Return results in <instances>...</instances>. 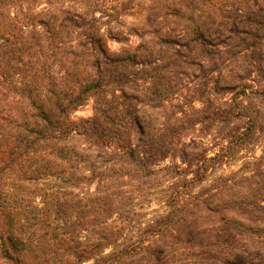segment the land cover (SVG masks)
I'll return each instance as SVG.
<instances>
[{
    "label": "trees",
    "instance_id": "trees-1",
    "mask_svg": "<svg viewBox=\"0 0 264 264\" xmlns=\"http://www.w3.org/2000/svg\"><path fill=\"white\" fill-rule=\"evenodd\" d=\"M134 14L145 17L143 25L149 29L164 22L177 28L160 37L153 32L151 41L159 43L154 40L152 49H144L143 41L135 49L110 52L109 41L121 40L122 18ZM262 37L264 0H0V264H256L244 249L250 236L260 244L264 239V200L249 196L264 194V170L245 179L247 183L236 180L196 194L211 177L208 164L228 158L233 137L215 158L195 144L182 145L180 139L183 165L154 171L149 165L165 160L174 149L173 141L162 138L175 141L189 121L171 122L155 138L138 120L137 107L124 108L121 101L129 98L126 84L135 83L130 74L123 82L125 64L131 72L142 51L148 66L155 64L157 46L169 47L176 57L189 50L208 57L219 53L224 63L253 51ZM206 78L209 83L210 76ZM161 91L155 90L157 98ZM90 99L95 100V115L73 121L72 114ZM121 112L133 120L112 118ZM133 127L141 134L138 144ZM99 150L107 158L97 156L96 163L111 160L113 165L81 171L89 154ZM51 160L58 163L62 179L54 191L57 213L73 210V227L109 213L115 199H122L123 186L112 178L117 170L122 178L154 175L157 186L170 180L168 211L130 246H114L111 238L118 236L104 223L87 231V237L65 238L61 226L51 228L49 209L31 204L37 192L45 203L52 197L30 181ZM123 166L133 169L123 174ZM15 173L25 179L12 181ZM105 174L113 176L109 180ZM107 180L110 187L100 186ZM95 182L99 187L91 190ZM54 244L52 258L48 251ZM108 246L113 250L106 254ZM210 246L235 247L218 252Z\"/></svg>",
    "mask_w": 264,
    "mask_h": 264
},
{
    "label": "rangeland",
    "instance_id": "rangeland-1",
    "mask_svg": "<svg viewBox=\"0 0 264 264\" xmlns=\"http://www.w3.org/2000/svg\"><path fill=\"white\" fill-rule=\"evenodd\" d=\"M141 1L144 4L150 2V0ZM144 18L140 14L124 16L121 40L109 41V51L118 53L123 49H135L143 41L146 44L144 49H152L155 46L153 44L155 39L151 41L153 32L156 31L160 37L164 36L166 31L177 28L164 22L156 29H149L143 25L146 21ZM142 35L145 36L143 40L141 39ZM158 43L159 41H156V45ZM174 53L169 47L157 46L153 56L155 64L148 66L146 54L143 51L138 58V66L131 69V72H129L128 65L125 64L127 77L123 82H126L129 74L131 76L132 73V77L129 76V78H132L131 80H134L135 83L133 85L126 84L125 91L129 98L121 102L124 103V108L132 104L137 107L136 116L146 125L147 135L151 134L156 138L171 122L179 119L189 121L185 130L174 135L177 138L175 141L171 137L162 138V141L169 144L173 141L174 149L167 155L168 158L161 162L151 163L149 168L158 171L167 166L183 165L185 157L179 152L180 147L177 144L180 139L182 145L195 144L198 149L208 150V158H215L222 147L228 146L231 140L229 137H233V147L228 158L222 162H210L208 164L210 179L202 185L204 188L200 186L194 192L196 194L203 190L208 192L214 188H222L236 180L247 183L249 180L244 181L245 179H250L264 170V37L260 38L253 51L233 56L224 63H220L219 53H215L211 57L193 50L185 51L179 57H176ZM179 62L181 65L178 64ZM206 76L211 78L209 83L206 82ZM159 87L162 91L159 92L157 98L154 92ZM105 90L107 98L111 100L110 88ZM223 104L227 106L222 108ZM156 106H159L157 111L155 110ZM223 110L230 112L229 115H222ZM94 115L95 100L90 99L72 114V120L89 119ZM111 116L115 120L126 122H130L134 118L127 112L112 113ZM129 116H131L130 119ZM225 118L229 119L225 121ZM195 124L197 125L195 126ZM160 130L161 132H159ZM133 131V141L138 144L141 139L140 131L135 127H133ZM98 152V154H89L85 159L86 162L81 165V171L91 170L92 166L111 167L113 165V162L109 163L111 160L106 161L105 164H97V156L107 158L100 150ZM57 164H54L52 160L44 161L39 168V173L30 180L43 190L46 189L52 193V197L46 203L43 193L33 194L31 204L49 209L47 218L51 228L61 226L60 232L64 234L65 238L87 237L89 235L87 231L97 229L104 223L112 225V232L118 236L111 238L114 246L119 244L130 246L133 242L131 240L147 229L148 225L158 216L166 214L168 211L170 180H165L161 186H157L154 185L156 178L154 175L147 178H141L140 175H136L134 178L126 176L122 178L120 171L117 170L115 176L105 174L103 177L109 179V176H113L112 178H115L114 180L123 186L121 189L124 192L123 204H119L122 199H115L117 204L111 207L109 213L97 217L94 221L88 217L82 227L75 224V228H81L78 233L73 227L76 216L73 210L57 213L56 200L58 196L54 191L56 187H60L59 183L62 180ZM123 168V174L127 173L126 170L133 169L125 166ZM220 178L225 181L222 183ZM22 179L25 177L18 173L11 176L12 181ZM109 180L100 186L110 187L112 184ZM24 182L28 184V180ZM97 187L99 184L95 182L91 190ZM249 196L257 202L264 200V194L259 197L255 194ZM124 210L128 213H124L122 219L121 215ZM26 232H30V230ZM248 239L245 244V253L254 258L256 264L264 262V239L260 240L261 244L258 243L256 237L250 236ZM233 247L235 246H210L209 249L227 252L229 248ZM49 248V256L56 255L57 245L54 244ZM207 248L203 247L202 250ZM112 250L113 246H108L104 252L107 254ZM84 264H92V261Z\"/></svg>",
    "mask_w": 264,
    "mask_h": 264
}]
</instances>
